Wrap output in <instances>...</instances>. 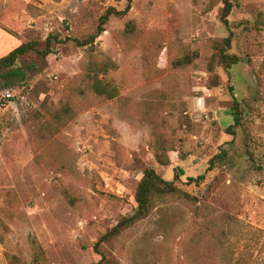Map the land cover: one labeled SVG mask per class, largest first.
Here are the masks:
<instances>
[{
  "label": "rangeland",
  "instance_id": "obj_1",
  "mask_svg": "<svg viewBox=\"0 0 264 264\" xmlns=\"http://www.w3.org/2000/svg\"><path fill=\"white\" fill-rule=\"evenodd\" d=\"M229 1L225 25L223 0H132L79 46L126 1L0 0V24L48 48L17 59L23 76H0V264L97 262L94 243L133 213L161 142L164 178L176 169L190 197H163L105 243L111 264H264V0ZM229 33L240 61L211 70ZM95 62L108 63L98 79L111 98L91 88ZM228 85L242 113L234 135Z\"/></svg>",
  "mask_w": 264,
  "mask_h": 264
},
{
  "label": "trees",
  "instance_id": "obj_2",
  "mask_svg": "<svg viewBox=\"0 0 264 264\" xmlns=\"http://www.w3.org/2000/svg\"><path fill=\"white\" fill-rule=\"evenodd\" d=\"M125 5L118 9L114 6H109L106 8L104 13H102L98 20L94 30L86 35L84 38L78 40L76 43L79 46H84L87 44H92L95 39L102 34L105 30V26L110 20L111 17L123 18L126 16L128 11L131 8L132 0H125ZM224 7L221 13V20L225 25H228L227 17L231 11V2L229 0H223ZM7 29V28H6ZM8 31H12L7 29ZM13 32V31H12ZM15 33V32H13ZM37 40H22L21 44L9 51L6 55L0 57V76L1 77H12V76H23L24 73L20 68H13L17 59L21 55H25L31 51H37ZM231 47V33L228 36L224 37L222 40H216L213 44V53L210 56L209 68L213 69V64H218L219 66L226 69L228 74H230V69L233 65L237 64L240 61V57L236 54L229 52ZM42 55L48 53V48L44 51L39 52ZM193 57L190 55H185L183 58L177 60L174 65L183 66L192 61ZM107 62H95L90 63L87 66V75L88 77L93 78L91 83V88L99 95H105L109 98L115 95V92L104 83L100 82L98 75L107 71ZM91 71H94L91 74ZM234 88L231 85H228V93L232 98V105L228 108V112L232 115L233 122L229 124L224 132L228 135H234L233 127L239 126L241 121V109L240 102L234 93ZM160 147L162 152L155 153L154 160L152 163L146 165L142 169V176L137 184L135 191L134 199L136 206L133 210V213L130 216H122L118 222L107 232L98 237L97 241L94 243V250L100 255V258L97 262H92L90 264H111L112 258H110L104 251V244L109 243L113 238L121 234L123 230L132 226L141 219L146 218L151 211L157 206L158 201L167 195H183L190 197L187 192L182 191L178 186L177 182L181 181L182 178L179 175V172L176 169H173V176L171 179L167 180L164 178V174L167 168L172 164L171 158L165 152V146L161 142ZM226 157V152L221 150L215 155L211 156L208 160V170H211L215 166L216 159H222ZM203 179V175H199L195 178L188 177V182H194L195 184L199 183V180ZM114 264V263H113Z\"/></svg>",
  "mask_w": 264,
  "mask_h": 264
},
{
  "label": "crops",
  "instance_id": "obj_3",
  "mask_svg": "<svg viewBox=\"0 0 264 264\" xmlns=\"http://www.w3.org/2000/svg\"><path fill=\"white\" fill-rule=\"evenodd\" d=\"M6 28L9 29L8 27L0 24V57L6 55L9 51L20 45L22 42V39L20 38L21 35L13 33L12 31L10 32ZM230 106L231 105H229L228 108Z\"/></svg>",
  "mask_w": 264,
  "mask_h": 264
},
{
  "label": "built area",
  "instance_id": "obj_4",
  "mask_svg": "<svg viewBox=\"0 0 264 264\" xmlns=\"http://www.w3.org/2000/svg\"><path fill=\"white\" fill-rule=\"evenodd\" d=\"M8 96L10 95V94H7Z\"/></svg>",
  "mask_w": 264,
  "mask_h": 264
}]
</instances>
